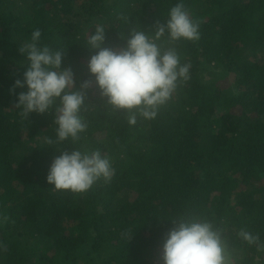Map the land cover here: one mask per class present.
I'll use <instances>...</instances> for the list:
<instances>
[{
    "label": "trees",
    "instance_id": "trees-1",
    "mask_svg": "<svg viewBox=\"0 0 264 264\" xmlns=\"http://www.w3.org/2000/svg\"><path fill=\"white\" fill-rule=\"evenodd\" d=\"M177 3L199 39L155 42L176 50L189 78L155 119L129 125L87 70L88 37L103 25L104 46L119 51L132 29L151 37ZM36 29L63 51L77 88L90 81L76 141L55 142L52 111L15 107L26 89H10L28 64L19 48ZM70 148L99 150L112 178L55 190L48 168ZM177 217L210 221L231 264H264V0H0V264H163Z\"/></svg>",
    "mask_w": 264,
    "mask_h": 264
},
{
    "label": "clouds",
    "instance_id": "clouds-1",
    "mask_svg": "<svg viewBox=\"0 0 264 264\" xmlns=\"http://www.w3.org/2000/svg\"><path fill=\"white\" fill-rule=\"evenodd\" d=\"M165 35L172 41L199 39V25L182 3L169 10L163 24L156 23L151 37L140 29L130 30L123 39L125 47L119 51L104 46L103 25H98L88 37L86 47L95 50V54L89 57L87 70L101 97L106 98L105 104L124 111L129 125H135L138 116L155 119L178 83L189 78L190 65L181 64L176 50L162 51L155 42ZM19 51L26 55L28 64L22 79L15 80L10 89H26L16 93L15 107L25 117L52 111L55 142L76 141L86 128L80 113L90 81L76 87L72 69L62 68L63 51L43 45L39 29L32 32L30 41ZM113 174L109 158L99 150L70 148L53 158L46 182L58 191L82 193L98 180L109 181ZM171 222L173 227L163 236V264H231L223 235L210 221L177 217ZM239 237L249 244L258 240L247 231H241Z\"/></svg>",
    "mask_w": 264,
    "mask_h": 264
}]
</instances>
